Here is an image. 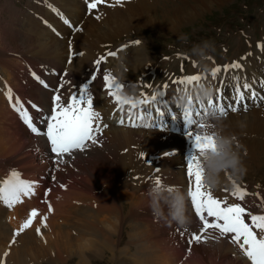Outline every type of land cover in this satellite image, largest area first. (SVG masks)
I'll return each mask as SVG.
<instances>
[{
	"label": "rangeland",
	"instance_id": "1",
	"mask_svg": "<svg viewBox=\"0 0 264 264\" xmlns=\"http://www.w3.org/2000/svg\"><path fill=\"white\" fill-rule=\"evenodd\" d=\"M35 1H37V0H0V26L2 27V32L0 34H1L2 38L4 39V41H2V42H5L3 44V47L2 48L0 47V57H1L0 60H3L5 58V60L8 61V58L12 54H15V53H17V56H20L23 59H30L33 57V55H32L33 52L31 50H29L26 46V44H28L27 41L25 40L26 37H23L24 34L27 35L30 33V28H31L30 24L31 23H37V21L39 20L38 24H40L42 30H45V32H42V30L37 32L36 38H38V39L41 38V42L43 39V41H45L43 43H48L50 41V36H53L54 38L65 43L68 46L69 43L71 42L70 40L73 39L75 32H77L76 29L77 28L79 29V27H81L83 25L84 19L86 17H88V15H90V17L92 19L94 17L92 14L87 15L84 11L86 17H83V20H81L79 22V19H75L74 16H73V18H68V17H70L69 14L65 15L64 13H62L58 10H57V12L52 11L53 8L57 9L54 7L55 5L52 3L56 0H52V2L51 1L49 2V0H45V3H36ZM78 1H80V2H78ZM191 1L192 0H146L145 1L147 4H149L152 7L153 20H155V21L154 22L152 21V23L149 25H141V26L137 27L134 31L123 33V36L121 38L119 37L120 39L117 41V42H119L120 40H122L121 41L122 44H124L127 47L123 53H120L118 55V58H123V60H124L126 79L136 81V79H137L136 77L141 75L140 74V72H141L140 68L136 71V69L132 67L134 65L133 63H135L134 57H136V55L138 54V55H140L142 62L145 59H149V60H147V65H150L151 68L154 69L155 75H157V78L161 79L160 81H162V82L168 81V84L171 85L173 83V81L180 79L185 74L186 69H189L190 67H192L193 60L195 61L194 64L197 63L196 58L192 57L189 54V50L194 44L200 43L203 40L213 41L215 44V51L212 54L213 57H216L217 60L224 61L226 58L238 55L242 51H244L245 49L243 47L246 48L248 41L252 42L253 46L255 45V42L252 41V39H253L252 36H254V40H257L259 35L258 36L255 35V31H254V27H253L254 23L257 22L260 25V32L261 33L264 31V0H224L220 4L213 3L208 9L201 10L200 12H198L196 10L191 11L190 8H194L192 6ZM196 1L198 2L197 5H199V3L201 1H204V0H196ZM76 2L81 3L82 6H84V7H87V5L83 4V2H81V0H76ZM114 2H115V5L112 7V4ZM129 3L131 4V6H135V5L137 6L138 4H140V0H121L120 3H116V0H105V3L99 4L97 6V8H95L91 11L93 12L94 10H98L100 7L105 6L104 7L105 12H117V13L121 12L122 13L125 11V8ZM43 5L44 6L46 5V7L51 6V9L48 10ZM34 8H36L38 10H36ZM178 8L183 9L184 12L187 11L188 14L186 13V14L180 16V21L175 22V18L180 14ZM175 9H176V11H175ZM32 11L35 12V14H36L34 17L31 14ZM41 12H43V13H41ZM87 12H88V10H87ZM170 12L174 13L173 17H171L172 14ZM51 13L52 14L54 13L53 14L54 18L53 19H45L44 16L47 14H51ZM56 13H58V14H56ZM61 14L63 15L64 19H67L70 22V24L72 26H74L73 32H71L67 27L62 26L63 20L61 22L58 20V18L61 16ZM99 15H102V14H99ZM37 16H40V18ZM32 17L35 18V20H36L35 22H30V18H32ZM97 17H95L94 20L97 21V23L102 22V18L99 17V19H97ZM133 17H134L133 19H135V16H133ZM136 17H138L139 22L143 23V21H145V19L143 18L142 15L136 16ZM43 18H44V21H42ZM51 20H54V21H51ZM169 23H173V26L175 24L176 27L174 26L175 28L174 27L170 28ZM247 25H250L249 28L247 27ZM51 26H54L53 28H55L56 32L59 31V35H63L64 37L60 38L58 36H55L54 32L50 31ZM93 26H92V24H90V25H87L86 28L89 27V29H92ZM126 26H127V23L124 20H121V22H118L115 29H114L115 30L114 35H117L116 33L119 34L120 31H118V30H121V29L125 28ZM164 26L166 27V30H165ZM62 27H63V29H62ZM97 28L101 30L100 32H102V31H105L107 28L112 30V25H109V27H108V26H104V24H99V25H97ZM92 30H94V28ZM68 32L72 33L71 37L67 36ZM111 32H114V31H111ZM128 33L133 35V38L130 37L128 35ZM48 35H50V36H48ZM114 35L112 36V38L115 37ZM182 35L186 36L188 38L187 43H182L179 40V37ZM255 37H257V38H255ZM135 38H137V40L140 41V44L136 45V47L133 46V41ZM116 39H118V38L113 39V41H115ZM117 42H115V43H117ZM35 44H37V43H35ZM102 48H104V47H102ZM68 50H71V49L68 48ZM68 50H65V49L63 50L64 51L63 57H62V59L64 58L63 62L67 61V55L69 53ZM107 50H113V48H109V46H108V49L104 50V53H106L105 51H107ZM262 50L264 51V47L262 48ZM71 51H73V50H71ZM73 53H74V56L77 54L74 51H73ZM35 56L38 57L36 54H35ZM74 56H73V58H74ZM39 57H41V56H39ZM21 58H20V61L22 60ZM30 60H32V59H30ZM70 61L72 62L73 59ZM70 61L67 64L71 63ZM230 61L231 60L222 62L220 64V66H223V64L228 63ZM210 62H211V59H209L208 63H210ZM248 63H249V61H248ZM33 64H34V62H30V61H26V63L21 64L22 70H20V74L22 77V81H21L20 85L24 86L21 89L25 92L26 97L23 96L22 94H20L21 96L17 94V96L19 97V99L22 100L21 103L32 114H35V110L33 109L32 105H30V102L32 103L31 97L32 96L34 97V95H32L30 93L34 92L36 94V91L43 92V94L41 96H43V98L45 97L44 99H46V97H48V95H50L52 92V89H50V88L54 89V87L51 85V83H50V88L49 87H47V88L42 87L40 85L39 80H37L36 78H33V75H34V71L32 69ZM25 66L28 67L29 70H27V68L25 69ZM41 66H42V69L40 68ZM209 67L213 68L214 65L211 64V65H209ZM37 68H39V70L41 69V72H43V70H49L51 68L56 70V67L52 63H48L45 67H43V62H41V64L37 63ZM12 69L14 70L13 66H12ZM144 69H146V65H145ZM148 69H150V68H148ZM62 70H65V72L67 73V67L64 66L63 69L60 70V72ZM176 70H181V72L178 75H174L173 73ZM210 70H212V69H208L207 71H205V70L200 71V70H195V68H191V69H189V72L187 73V75H192L193 74L192 72H198L197 74H204L205 76H208V74L210 73ZM86 71L88 72V69ZM41 72H39V73H41ZM227 74L230 76H232V75L233 76H240L241 78L247 76V77H245V79L247 80L248 77H251L252 71L250 70L248 64L245 63L244 68L237 69V70H235L231 73H227ZM13 75L16 76V75H18V73L14 70ZM225 75H226L225 73H221L220 76H218V78L223 77ZM15 76H14L13 80L17 83ZM154 77H153V81L151 84L157 85L159 81L154 80ZM208 79H211L210 76H208ZM11 80L12 79L9 75H7V72L3 71L0 68V81H1L0 82V102L5 101L6 110L11 111L16 116V118H19L18 121H21L23 124H21L20 122L19 123L21 125H23L24 127H26V129H28L27 126L24 124L23 120L20 118L19 113H17L12 106L16 99H12V101L10 102L9 99L6 97L7 92H5L6 91L5 88H6V85L8 84V82H11ZM48 80L50 82H53V83L55 81L54 77H49ZM246 82H248V81H246ZM248 83L251 84L250 81ZM35 86H37V88H39V89L37 90V88H35ZM181 86L182 85H177L175 87V89L176 90L178 88L180 89ZM145 88L146 87L140 88L139 86H137V89H145ZM252 90L256 91V88H252ZM12 92L14 94H16V92L14 91V87H12ZM166 94L168 96H171V97L173 96V93H171V91L167 92ZM70 95H72V92ZM84 96H85V99H90L91 101H93V97L90 96V92L88 90L85 91ZM28 97L31 99H28ZM36 97L38 98L39 96L37 95L34 98H36ZM1 99H4V100L1 101ZM25 101H27V102H25ZM40 102H41V100H40ZM40 102H39V107L42 106ZM96 102L99 103L100 105L103 104V101L100 102V101L96 100ZM228 102H230V101L229 100L225 101V103H228ZM49 103H50V96H49ZM32 104L38 105V103H36V102H33ZM0 105L2 106L1 103H0ZM252 106L253 107H249L247 111H245L243 109V107H241L239 111L229 112V114H235V113H241V112L244 114H248L249 112L254 110L253 113L254 112L261 113L259 116V119H257V121H255L254 124L260 123L264 127V106L262 104L260 106H256V107L254 105H252ZM4 119H5L4 113L1 112L0 113V132L3 130L2 128L4 127V121H3ZM144 119L147 120V123H150L152 118L145 117ZM151 123H152L151 128H145V127L131 128L130 126H124L123 129L124 128L125 129L131 128L133 130L136 129L139 131H144V130L145 131L151 130L153 132L157 131L161 134L162 138L165 136L163 138L165 140H166V138L169 139L168 135H172V136L175 135V134L167 132L166 130H158V129H160V127H156L155 119H154V122L152 121ZM113 125H116V124H113ZM153 126H155L156 128H154ZM27 132L29 134V129ZM243 133H242V135H243L242 140H246V142H248L247 145H244V144L242 145L243 141H240L236 138H235V145H236L237 150L240 153L242 161H243V163L247 169V172H246L245 176L243 177V180L241 182L237 183V185H240L241 187L246 188V190L249 193V195L246 196L247 199L250 196L251 190H257V192H258L257 187H260L261 192H262V196L264 198V149H263L264 148V146H263L264 138L255 137V136L250 137L245 132H243ZM42 136H41V140H40V138L37 137V139L40 140V141H37L36 137H33V133L30 134V137L32 139L29 137V135H26V137L24 139V143L19 144V145H21V146H19L21 148V150L17 146L18 149L16 148V150H15L16 152L14 151L15 155H13L11 151H10L12 154V155L10 154L11 157H6L5 155H0V158H1L0 159V171H6V174H5L6 179L8 178V176H10L11 172L13 170H15V171L20 173V176L28 178L29 181H35L36 174L40 172V170H38L39 166L41 169H42V167H44L46 169H47V167L48 168L50 167L47 164V162L49 164H50V162L47 161L46 158H44L45 155L48 156V154L41 147V143L43 140ZM179 138L182 140V137H179ZM28 140H29V142H27ZM32 141H33V143H32ZM167 141L168 140H166V147H167V143H168ZM35 142L38 145L32 147L33 145L31 146V144H35ZM160 142H161V140H160ZM255 143H262L261 144L262 146H260V149H259V147L257 148L255 146ZM39 144H40L41 148H39ZM251 144H253L255 151H256V156L253 158L247 157V154H246L247 148H250ZM101 145H103L101 142H99V144H94L91 148L93 150L90 149L88 152L83 153V155L85 154L84 159H82V158H76V160L73 159L72 165L67 166V168L65 170L71 171L73 168L76 167L77 170L72 173L73 182L80 181V182H83L85 185L88 184L89 185L88 189L91 191L92 194L96 195L98 193L97 195H99L98 197H100L102 195L105 196V193H106V197H103V196H102V198L100 197L98 203L97 202L94 203L93 201L89 202V203L88 202L83 203V201H81L79 203V204H81V206H79V207L74 206L75 208H78L80 210L77 209L78 211H75L71 207L69 209V213L67 211L68 215L63 216L64 218H59L58 216H52V214H51V216H49L47 219H51V220H53V222L52 221L49 222V220L48 221L45 220V225L41 226L39 228V232H37L36 229H34V224L31 225L30 227L24 229L23 231L19 232V230L21 228V222L23 221V218L25 216V210L29 204V201L27 203V200H25L24 201L25 203H23V205H21V206L15 207L13 205L14 203L11 206H9V213L10 214L14 213L16 215L14 218L10 219L9 223H4L3 221H1L2 220L1 214H3V212H5L6 210L0 206V254L6 246H9L10 253H9L8 258L10 260H12L14 264H18V263L22 264L26 260L37 262V261H41L42 258L47 260V263H44V264H79V263H82L83 262L82 259H80L79 257L73 256V255L69 254V252H68V251H70V249H71V251L75 250V248H76L75 245H77L76 242L73 244L72 243L67 244L65 242L63 236H62V238H55L54 233H57V227H56L57 224H59L61 226L63 225L61 227V231L66 233V236H67L66 238H70V236L74 237L75 236L74 233H76L78 231L84 232L82 242H79L81 245L82 244L88 245V244H93L96 242H97V244H100L101 240L103 239V237H101L100 234L102 231L106 230L105 225H102L101 222L103 220L110 219L108 217V214L106 213L107 203L105 201L106 200L105 198H107L108 201L116 199L118 197V193H119V189H120L119 187L122 185L128 186V188H129V189L127 188V190L121 189L123 193H134V191L135 192L138 191L143 185H145V184L149 185V184L153 183V182L146 183L144 181V178H142V176L146 177L150 174H148V175L143 174L145 171L137 173L136 171H134L133 166L125 167V169L128 168V172H133V173L129 174V176H130L129 179L125 178L123 176L117 177V174L113 171L114 166H115V161H116L114 154L112 153V151L110 149H105ZM29 146H31L32 149ZM35 147H37V148H35ZM186 147L188 150L182 149V148H184V146L182 145L180 148V151H179V155H181L180 157L182 159L181 162L185 163V164L183 163V165H185L183 167V171H184L183 175L185 176V183L182 185H178V187L187 192L188 188H189V178L187 176V162H188V158L190 157L189 156L190 151L195 150V147L192 146L191 144H190V146L186 145ZM14 149H15V147H14ZM40 149L42 150V154H39V152L41 151ZM142 149L144 151L147 150V148L145 149L143 147H142ZM183 150L186 152L185 154L183 153ZM252 150H254V149H252ZM124 151H126V150H124ZM172 151H175V150H172ZM147 152H149V153H146L144 155H141V154H130V155H131L134 163H138V162L139 163L140 162L147 163V164H149L148 168H151V166H160L162 158H164L163 154L161 155L160 153H156V152L152 151L150 148H149V151H147ZM168 153H171V152H168ZM33 154L35 156H33ZM19 155H21V156H19ZM31 156H32V158L33 157L34 158L32 159ZM119 156H121V155H119ZM29 159H31V160H29ZM19 160H20V162H19ZM26 160H27V162H25ZM22 162H23V164H22ZM40 163H41V165H40ZM42 163L45 164L47 167L44 166ZM158 163H159V165H158ZM20 164H22V165H20ZM37 167H38V169H37ZM32 168H34V169L32 170ZM159 168L160 169H159L158 173H156V174H158V178L162 177L161 179L163 181V184L167 183L166 185L170 186V182L169 181L167 182L168 179L164 177V175H165L164 168L161 166ZM153 169H150V170H153ZM88 171H89L91 176L88 174ZM29 172H31V173H29ZM93 173H97V178H98L97 181L99 180L101 182V184H93V182H94L93 180H95V178L92 177ZM132 176L137 177V179L139 180V184H135L134 180L131 179ZM23 177H21V179L24 180ZM84 177H86V178L89 177L88 182L84 180ZM29 178H31V179H29ZM186 178H187L188 183L186 181ZM90 180H91V182H90ZM91 183L93 185H91ZM102 184H103V186H102ZM148 185H145L146 186L145 188L149 187ZM75 186H79V185L78 184H72V182H71L68 185L63 186V188H60V186H59L56 188V190H53L52 192H50V193H53L55 195L52 197L54 199V201L52 203L55 205L59 204L61 201L63 203H65V199H62V197L64 195V191L69 187H75ZM81 187L83 189H86L87 186H85V187L81 186ZM225 189H227V191H225ZM67 190H69V189H67ZM146 190H140V192L136 194V196L140 197V198H137V199H139V206H137V209L134 210L135 213L140 215V216L137 215L138 219H137V217L129 215V206L130 205L127 202L123 201L122 202L123 204H122V203H119V199L117 200L118 204H122V210L124 211V214L120 212L122 215V218L120 216H118L117 214L114 215L115 217H118V219L120 220V223L117 224V223H114L111 221L117 230L116 231L114 230V232H113V229H112V233L110 234L111 237L107 236V238H109L111 240V244H113L112 242L116 243V246H115V243L113 246V253L118 252V250L122 251V249L123 250L125 249L127 251V254L124 257H127V259H129L132 264H175L176 261L180 260L179 251L183 250L184 244L185 245H188V244H186L183 240H180L179 242H181L183 245H181L182 249L178 250L177 247H181V246H175V245L169 244V243L173 242L171 240L170 236L172 234H177L178 236H180V237L183 236V238H185V236L183 234L188 235L190 232L189 228H195L197 230L198 227L196 228V225H194V224L192 225V223L189 226V228L188 227L187 228H181L175 224H171L168 227V225L165 224L163 221L157 220L155 218H154L155 220H153V218H151L152 213L151 214L149 213L151 211L148 212V215H149L148 218L149 219L143 220V217H141V215L143 216V213H145V215H147V211H145V210L146 209L149 210V207L147 205L148 199L145 195ZM232 190H233V185L231 184V181L229 180L226 182V184L222 188L215 190V191H213V190H211V191L213 192L215 197L221 198V199L227 198L229 203H235V199L231 198ZM259 196H261V194H259L258 197ZM71 197H73V196H71ZM250 198H251V196H250ZM255 198H257V197H255ZM144 199H146L147 201ZM0 203H2L1 205H3L4 201L0 200ZM245 204H248L250 206L252 205L249 202H247ZM49 205H51V203H49ZM49 205H48V208H49ZM83 205H84V207H83ZM99 205L101 206V209L99 208ZM189 207H190V213H194V209H192L191 200H190ZM51 208H52V206H51ZM253 208H256V209L258 208L257 199H256V202H254V204H253ZM55 210H58V209L54 206L53 211H55ZM82 210L85 211V215H80ZM127 210H128V212H127ZM258 210L262 211L261 214H264V209L258 208ZM12 211H13V213H11ZM120 211H121V209H120ZM51 212H52V210H51ZM77 212H79V213H77ZM67 213H64V214L66 215ZM196 222H197V220H196ZM47 223H49L48 226H50V227L46 226ZM55 223H57V224L54 225ZM88 223L89 224L91 223V225L89 226ZM135 223H137L136 224L137 226L135 225ZM150 223H154L156 225L152 226ZM99 225L100 226L102 225L101 227L103 230L101 228H99L100 227ZM197 225H199L198 222H197ZM53 226H55V229ZM46 227H48V228H46ZM158 227H161V228L163 227V233L166 235L168 234V236H164L163 238H161L162 235L160 234V231L157 229ZM164 227L167 228V229L165 228L167 233L165 232ZM200 227H199L198 231L200 230ZM14 229H16L17 231H15ZM140 229L143 230V233H142V230H140ZM48 230L50 231V233ZM99 230H100V232H98ZM145 230H147L152 235V236L151 235L150 236H151L153 241H156L155 242L156 244H154L153 242H150L151 249L146 250L144 248L143 251H141V248H139L138 245H140V246L144 245L145 246L144 241L146 240V237L148 236L147 235L144 238ZM93 232H97L96 237L91 236V235H93ZM213 232H216V231L210 230L211 234ZM138 234H141V235L139 236ZM68 235H69V237H68ZM189 235L186 237L189 238ZM217 236L219 237V235H215V234L212 235V237H217ZM98 237H100V238H98ZM55 239H57V240L55 241ZM220 240H221V242H220ZM94 241H96V242H94ZM217 241H216V239L210 238L207 241H205L204 243H191V246H193L194 248L189 250L193 253L190 256V258H188V260L190 262H193V260L194 261L198 260V261H195V263L197 262V264H201L200 259L202 258V256H199L201 253H198L196 250L197 248H195V245H198V247L201 249V251L204 249V251H208L210 254H215L214 255L215 256L214 257L215 262L220 260L222 264H235L237 262V261L236 262L234 261L236 249H235V247L233 249H230V247L231 246L233 247L234 245L230 241H228L226 239V237H220L219 240H217ZM49 242H51V243H49ZM8 243H10V244L7 245ZM14 243H15V245H13ZM16 243H17V245H16ZM48 243L50 244L49 248L47 247ZM54 243L59 244L60 247L62 248L61 249L62 251H63V247L64 248L66 247L65 252H67L69 255L66 254V256H65V254H64V256L62 257L63 259L56 260L57 254L53 250V248H55ZM220 243H221V245H220ZM38 244H40V245H38ZM69 245H70V247H69ZM108 245H109V243H108ZM155 245H157V246H155ZM130 246H132V249H131L132 252H130ZM135 246L138 248V252L133 253V249L135 248ZM202 247H203V249H202ZM166 248H171L172 250H167ZM115 249H117V251H115ZM163 249H164V251H163ZM90 254L95 256V257L90 258V262H89L90 264H118V262L116 261L117 259L113 258L111 253L108 251L104 250V252H98L97 254L92 251V252H90ZM12 255H13V257L14 256L15 257L13 258ZM116 256H118V255H116ZM240 256H242V255H240ZM107 257H108V260L110 259L109 261L107 260ZM211 259L212 258H206L204 264H213V259L212 260ZM228 259H230V260H228ZM243 259H244V257H243ZM15 260H17V261H15ZM182 263L185 264L186 262L185 261L184 262H178V264H182Z\"/></svg>",
	"mask_w": 264,
	"mask_h": 264
},
{
	"label": "bare ground",
	"instance_id": "2",
	"mask_svg": "<svg viewBox=\"0 0 264 264\" xmlns=\"http://www.w3.org/2000/svg\"><path fill=\"white\" fill-rule=\"evenodd\" d=\"M50 1L52 2V0H49V2ZM145 1L146 0H140V4H138L137 6L136 5L135 6H131V4L129 3L126 6L125 11L122 12V13L121 12L120 13H117V12H105V8H104L105 6L104 7H100L98 10H94L93 12L91 11V14L94 16L93 19L90 17V15H88V17L85 16V13H84L85 7L82 6L81 3H78L80 1L76 2V0H56V1L52 2L55 5L54 7L57 8L56 12L58 10V11L64 13L65 15L69 14L70 17H68V18H73V16H74L75 19H79V22H80L81 20H83V17H86L84 19V21H83V25L81 27H79L80 31L75 32V35H74L73 39L70 40L71 42L69 43L68 46L65 43L57 40L56 38H54L53 36H50V35H48V36H50V41L48 43H43V42H45V41H43V39H42V42H41V38H39L40 40L38 38H36L37 32L42 30L40 24H38L39 20L37 21V23H31L30 24L31 25L30 33L25 35L24 34L25 32H24L23 33L24 34L23 37H26L25 40L27 41L28 44H26V43L25 44H26L27 48L33 52V54L31 53L33 55V57L30 58L32 60L23 59L20 56H17V53H15V52H14L15 54H12L8 58V61L5 60V58L3 60H0V62H1L0 63V68L3 71L7 72V75H9L11 77V79H12L11 82H8V84L6 85V88H5L6 91L5 92H8L9 88L12 90V87H14V91L16 92V94H14L12 92L13 99L19 98L17 96V94L18 95L22 94L23 96L26 97L25 92L21 89L24 86L20 85L21 81H22V77H21V74H20V70H22V65L21 64L26 63V61L34 62V64L32 65L33 66L32 69L34 71V74H39L40 70H39V68H37V63L41 64V62H43V67H45L48 63H52L56 67V70L60 71L61 69H63L64 63H65V62H63L64 58L62 59L63 53H64L63 50L64 49L68 50V48H70L71 50H73L77 54L74 56L73 61L72 62L70 61L71 63L65 65V67H67V72H69V73L71 72L73 74V76H72L74 78L73 80H75L76 82H78L81 79H85L87 77V74H88V72L86 71L88 69L87 67L91 63H93L101 54L106 56V53H104L103 48H102V47H105V46H103L104 44L113 42V39L121 37L120 35L123 34V33L134 31L137 27H139L141 25H149V24L152 23V21L153 22L155 21V20H153L152 7L149 4H147ZM223 1L224 0H217V1L216 0H204V1H201L199 3V5H197L198 2L196 0H192L191 3H192V6L194 8H190V9H191V11L196 10V11L200 12L201 10L208 9L213 3L220 4ZM35 2L36 3H45V0H37ZM34 9H36V8H34ZM53 9H52V11H53ZM36 10H38V9H36ZM178 10H179L180 14L175 18V22L180 21V16H182V15L187 13V11L184 12L183 9H179L178 8ZM175 11H176V9H175ZM41 13H43V12H41ZM170 13L172 14L171 17H173L174 13L173 12H170ZM31 14H32L33 17L36 15L35 12H33V11H32ZM53 14L52 13L51 14H47L44 17H45V19H53L54 18ZM56 14H58V13H56ZM99 14H102V15H99ZM141 15L143 16V18L145 19L146 22L145 21H143V23L139 22V19L136 16H141ZM97 16L102 18V22L97 23V21L94 20V18L97 17ZM133 16H135V19H133L134 18ZM37 17L40 18V16H37ZM32 18H30V22H35L36 21L35 18H33V19ZM121 20H124L127 23V26L125 28L121 29V30H118V31H120L119 34L116 33L117 35H114V33H115L114 29H115L117 23L121 22ZM42 21H44V18L42 19ZM51 21H54V20H51ZM90 24H92V26L94 25L93 26L94 30H92L93 28L92 29H89V27L86 28V26L90 25ZM99 24H104V26H108V27H109V25H112V30L107 28L105 31L100 32L101 30L97 28V25H99ZM174 26H175V24H174ZM174 26H173V23H169V27L170 28H173ZM164 28L166 30L165 26H164ZM62 29H63V27H62ZM111 31H114V32H111ZM1 32H2V27L0 28V33ZM42 32H45V30H42ZM113 35L115 36L114 38H112ZM2 41H4V39L2 38V36L0 34V47L1 48L3 47V44L5 43V42H2ZM35 43H37V44H35ZM35 54L38 57H36ZM39 56H41V57H39ZM19 57L22 59L21 61H20ZM134 58H135V63H133L131 61L134 64L132 67L135 68L136 71L140 67H143V69H144L145 65L142 64L140 55L137 54L136 57H134ZM232 62H239V61L234 58L233 61H230V62L225 63V64H230ZM225 64H223V65H225ZM12 66H13L14 70L18 73V75H16V76L13 75V71L14 70L12 69ZM218 66H220V65H218ZM26 68H27V70H29L28 67L25 66V69ZM210 72H211V70H210ZM192 73L193 74H197L198 72H192ZM14 76H15V79H16L17 83L13 80ZM184 76H186V75H184ZM123 83L126 84L127 82L124 80ZM47 84H48V87L50 88V82H48ZM35 88H37V86H35ZM38 89L39 88H37V90ZM50 89H52V91L54 90L53 88H50ZM86 90H87V88L84 89L83 94H82V92H77V93H74V95L76 96L77 99H82V102H83L85 100L84 93H85ZM88 91L90 92V96L93 97V101H94V92L91 91V90H88ZM38 92L39 91H36V94L34 92L30 93V94L34 95V97L37 96V95L39 96L38 98L37 97L34 98L32 96L31 97L32 98V103L33 102L38 103V105H36L37 108L39 107L40 100H41L40 103H41L42 106L49 105L50 104L49 103V96L50 95H48V97H46V99H44L45 97L43 98V96H41L43 94V92H39V93ZM31 98L28 97V99H31ZM3 100L4 99H1V101H3ZM19 100L22 101L21 99H19ZM15 101H14V103H15ZM0 103L3 106L2 107L0 105V113L3 112L4 116H5V119L3 120L4 121V127L2 128L3 130L0 132V155H5L6 157H11L10 156L11 152H12L13 155H15L16 148L18 149V147L21 146L19 144H21V143L23 144L24 143V139H25L26 135H29V137H30L31 131L29 130V134H28V132H27L28 129H26V127H24L23 125H21L19 123V121H18L19 118H16V116L11 111H7L6 110L5 101L4 102H0ZM32 103L30 102V105H33ZM104 104H105V101H103V104H101V106L104 105ZM37 108H33V109L36 111ZM253 111L249 112L248 114H244L242 112L241 113H235V114H229L226 117H223L220 122L211 121L210 123L213 125V128L210 129V130L219 129V130H221L223 132L224 135H229V136H232V137H234V138H236V139H238L240 141H243L242 145L243 144L247 145V143H248V142H246V140H242V138H243L242 133L243 132H245L250 137L251 136H255V137L264 138V127L260 123L254 124V122L257 121V119H259V116H260L261 113H259V112H254L253 113ZM153 122H154V119H153ZM124 126L125 125H111V127L108 130H106L104 132V134L98 136V142H101L103 144L101 146L104 147L105 149H110L112 151V153L114 154V157H115L116 161H115V166H114L113 171L117 174V177L118 176H121V177L123 176L125 178H128L129 174L133 173V172H128V168L125 169V167L133 166L134 171H136L137 173L145 171L143 174H145V175L150 174V175H148L146 177L142 176V178H144V181L146 183H148V182L150 183V182H153L152 181L153 177L158 178V174H156V173H158V171L160 169L159 167L161 166L165 170L164 171L165 172L164 177L168 179L167 182L168 181L170 182V186L178 187V185H182V184L185 183V176L183 175L184 174L183 167L185 165H183L184 162H181V160H182L181 157H180L181 155H179V151H180L181 146L183 145V141L177 135H173V136L172 135H168L169 139L166 138V140H168L167 141L168 142L167 143V147H166V140L163 139L165 136L162 138V136H161V134L159 132H157V131L153 132L151 130L150 131H145V130L144 131H139V130H136V129L133 130L131 128H127V129L124 128L123 129ZM33 137H36V139L38 137L41 140V136L40 135L38 136L36 134H33ZM40 140L37 139V141H40ZM160 140H161V142H160ZM27 142H29V140ZM263 142H264V140H263ZM32 143H33V141H32ZM189 143L191 145H194L193 140L191 139V137L189 139ZM190 144H189V146H190ZM261 144L262 143H255V146L257 148L259 147V149H260V146H262ZM31 146H29V147L32 149V147H34V146H32V147ZM263 146H264V144H263ZM14 147H15V149H14ZM142 147L145 148V149L147 148V150L144 151L142 149ZM35 148H37V147H35ZM39 148H41L40 144H39ZM91 148H92V146L90 148H88V149L86 148L84 150L85 153L88 152ZM149 148L152 151L156 152V153H160L161 155L163 154L164 158H162L160 166H151V168H148L149 164H147V163H142V162L134 163V161H133V159H132L130 154H141V155H144L146 153H149V152H147V151H149ZM250 148H247L246 154H247V157L253 158V157L256 156V151H255V148H254L253 144L250 145ZM19 149L21 150L20 147H19ZM252 149H254V150H252ZM124 150H126V151H124ZM172 150H175V151H172ZM44 151H45V149H44ZM168 152H171V153H168ZM196 152H197L196 149L195 150H191L189 156H192ZM39 154H42V150L39 152ZM119 155H121V156H119ZM19 156H21V155H19ZM33 156H35V155L33 154ZM31 158H32V156H31ZM77 158L84 159L85 158V154L83 155V153H79L77 155ZM29 160H31V159H29ZM19 162H20V160H19ZM23 162H22V164H23ZM25 162H27V160ZM22 164H20V165H22ZM47 164L50 166V164L48 162H47ZM40 165H41V163H40ZM43 165L46 166L45 164H43ZM158 165H159V163H158ZM33 169L34 168H32V170ZM37 169H38V167H37ZM150 169H153V170H150ZM38 170L41 171L40 166H39ZM29 173H31V172H29ZM5 174H6V171H0V181H2L3 179L6 178ZM88 174L90 175L89 171H88ZM20 177H23V176H20ZM92 177L95 178V180H93L94 181L93 184H101V182L99 180L97 181V179H98L97 178V173H93ZM23 178H24V180L29 181L28 178H25V177H23ZM88 178L84 177V180L88 182V180H89ZM29 179H31V178H29ZM186 181H187V178H186ZM90 182H91V180H90ZM187 183H188V181H187ZM72 184H78L79 186L69 187V188H67L69 190L66 189L64 191V195H63L62 199H65V203H63L61 201L59 204H56V205L53 204L52 202L54 201V199L52 197L55 196V195L53 193H51V198L49 200V203H51V206H52V212H51L52 216H58L59 218H64L63 216H67L68 215L69 209L71 207L75 211L80 210V209L75 208V207L76 206H78V207L81 206V204H79L81 201H83V203L84 202H88L89 203V202H92V201L94 203H96V202L98 203L100 197L101 198H102V196L106 197V193H105V196L102 195L100 197H98L99 196V195H97L98 193L96 195L92 194L91 191L88 189L89 185L88 184L85 185L83 182L77 181V182H72ZM93 184L91 183V185H93ZM145 185H148V184H145ZM145 185H143L138 191H136V192L134 191V193H123L122 190L123 189L127 190L128 186L122 185V186L119 187L120 189H119L118 197L116 199L108 201L107 198H105L106 199L105 201L107 203V211H106V213L108 214V217L110 219H107V220H103L102 219L103 221L102 222L100 221L102 223V225H105V227H106V230L102 231L101 234H100V236L103 237V239L101 240L100 244H97V242L94 241L96 243L88 244V245H83V244L81 245L79 242H82L83 233H84V232H81V231H78V232L74 233V235H75L74 237L70 236V238H66L67 237L66 233L61 231V227L63 225L61 226V225H59L57 223L54 224V225L57 224L56 225L57 233H54L55 234V238H62V236H63V238H64V240H65V242L67 244H70V243L73 244V243L76 242L77 245H75L76 246L75 250L71 251V249H70V251H68V252H69V254H71L73 256H76V257H79L80 259L83 260V262L79 263V264H90L89 263L90 262V258L91 257H95L94 255L90 254V252L93 251V252H95L97 254L98 252H104V250L110 252L112 257L117 259V260L116 259L115 260L118 262V264H132L131 261L129 259H127V257H124L127 254V251L125 249L124 250L122 249V251L118 250V252H114L113 253V246H114L115 242H112L113 244H111V240L109 238H107V236L111 237L110 234L112 233V229H113V232H114V230L115 231L117 230L114 227L112 222L117 223V224L120 223V220L118 219V217H115L114 215L117 214L118 216H120L122 218L121 213L124 214V211L122 210V204H123L122 202L123 201L127 202L130 205L129 206V215L137 217V219H138V216H140V215L135 213L134 210H136L137 206H139V199H137V198H140V197L136 196V194L139 193L140 190H146L148 187L145 188L146 187ZM81 186H84V187L87 186V187H86V189H83ZM102 186H103V184H102ZM60 188H63L62 185L60 186ZM257 193H258L257 190H251L250 191V196L251 197L252 196L256 197ZM71 196H73V197H71ZM250 196H249V198H250ZM118 199H119V203H122V204H118L117 203ZM144 200H146V199H144ZM189 200H190V198H189ZM238 202H240V201H238L235 198V203H238ZM27 203H28V201H27ZM34 203L35 202H33V201H31V202L29 201L28 206L32 205ZM54 206L58 210L53 211V207ZM83 207H84V205H83ZM99 208L101 209L100 205H99ZM120 209H121V211H120ZM192 209H193V207H192ZM67 211H68V213H67ZM145 211H147V215H145V213H143V216L141 215V217H143V220L149 219L148 218V216H149L148 212L150 211V209L149 210L146 209ZM127 212H128V210H127ZM64 213H67V214L65 215ZM77 213H79V212H77ZM149 213H151V212H149ZM189 213H190V207H189ZM80 215H85V211L82 210ZM190 215L192 217V225L193 224L196 225V228H197L198 225H197V222L195 220V217H194L193 213H190ZM48 220H49V222H51V221L53 222V220H51V219H47V221ZM153 220H155V219H153ZM136 224L137 223H135V225ZM150 224L152 226L156 225L154 223H150ZM48 225H49V223H47L46 226H48ZM88 225L90 226L91 223L90 224L88 223ZM101 226L99 228L102 229ZM48 227H50V226H48ZM48 227H46V228H48ZM53 227L55 229V226H53ZM140 230H142V229H140ZM98 232H100V230ZM49 233H50V231H49ZM96 233L97 232H93V235H91V236H93V237L95 236L96 237ZM142 233H143V230H142ZM213 234L219 235L217 232H213L212 235ZM138 235L140 236L141 234H138ZM150 235L151 234L147 230H145L144 238L147 236L146 240L144 241L145 246L144 245L143 246L138 245L139 248H141V251H143L144 248L146 250H150L151 249L150 242H153L154 244H156L155 243L156 241H153L152 238H151L152 235L151 236ZM68 237H69V235H68ZM98 238H100V237H98ZM56 240L57 239H55V241ZM207 240H204L201 243H204ZM51 242H49V243H51ZM220 242H221V240H220ZM49 243L47 244L48 248L50 247ZM108 243H109V245H108ZM9 244L10 243H8L7 245H9ZM13 245H15V243ZM16 245H17V243H16ZM38 245H40V244H38ZM189 245H190L191 249L194 248L193 246H191V243H189ZM220 245H221V243H220ZM115 246H116V243H115ZM155 246H157V245H155ZM54 247L55 248H53V250L57 254L56 255V260H61V259H63L62 257L64 256V254H65V256H66V254H68L67 252H65V248L66 247L65 248L63 247V251L61 250L62 248L60 247L59 244H55ZM69 247H70V245H69ZM177 248H178V250H181L182 246L181 247H177ZM195 248H197L196 250H197L198 253H201L199 255V256H202V258L200 259L201 260L200 261L201 264H204L206 258H212L213 259V264H222L220 260L215 262V259H214V257H215L214 255L215 254H210L208 251H204L203 247H202L203 250L201 251V249L198 247V245H195ZM233 248H234V246L230 247V249H233ZM166 249L167 250H172L171 248H166ZM183 250H184V245H183ZM115 251H117V249H115ZM163 251H164V249H163ZM116 255H118V256H116ZM12 257H13V255H12ZM107 260H108V257H107ZM228 260H230V259H228ZM15 261H17V260H15ZM195 261H198V260H195ZM195 261L193 260V262H190L188 259H186L185 260V262H186L185 264H194ZM234 261L238 262V263L236 262L235 264H251L249 262H246L243 259V257L240 256L237 253V251L235 252V260ZM178 262L179 261H176L175 264H178ZM182 264H184V263H182ZM195 264H197V262Z\"/></svg>",
	"mask_w": 264,
	"mask_h": 264
},
{
	"label": "snow or ice",
	"instance_id": "3",
	"mask_svg": "<svg viewBox=\"0 0 264 264\" xmlns=\"http://www.w3.org/2000/svg\"><path fill=\"white\" fill-rule=\"evenodd\" d=\"M120 2L121 0H116V3ZM103 3H105V0H90L87 7L91 11ZM53 11H56V9H53ZM61 19L71 27L70 22L64 19L62 14ZM76 31H80V29L77 28ZM136 43H139V41ZM108 55L115 56L116 53L110 52ZM104 60L105 57L100 56L96 64L99 66ZM241 68L242 64L240 62L215 66L208 76H210L211 80H216L221 73L227 74ZM208 76L203 74L186 75L175 81V83L177 85H192L202 80H207ZM232 78L237 81L234 95L231 97L232 102L225 103L228 97L224 96L223 88L221 87L217 89V95L212 96L207 102L191 101L190 107L181 109L183 119L187 125L194 126L195 131H189L187 135L191 137L197 150L195 154L188 158L187 162V176L189 178L187 193L201 227L199 233L192 234L189 243H201L211 238L209 236L210 230H215L218 232L219 238L227 237L232 244L236 245L251 264H264V214H254L249 210V206L243 203L249 193L240 185L235 184L231 192V195L240 201L238 203H229L227 198L221 199L215 197L213 192L210 189H206L203 183V167L197 155V153H204L215 148L214 137L200 131V129L209 127V125L204 123V117L207 116L209 108L222 117H226L229 112L239 111L241 107L247 111L248 105L244 102L247 98L246 94L249 92L251 93V98L264 102V96L259 95L256 91H252L253 85L248 82L242 85L238 83L241 79L240 76H233ZM36 79H39V77L36 76ZM104 80L109 90V96L114 98L120 106V110L123 111V107L125 105L128 106L129 126L151 128L153 113L162 114L155 102L157 101V97L165 94L163 90L155 89L151 95L141 93L142 98L138 102H123L119 91L125 86L111 73L106 74ZM40 82L45 88L48 87L44 81L41 80ZM261 83L264 85V81ZM221 84L223 85L222 80ZM164 88L167 89L168 85H165ZM178 91L179 88L177 89ZM81 92L83 94L84 89ZM6 95L11 102L13 94L10 88ZM52 100L51 113L45 115L42 119V123L46 125V130L44 131H41L33 122V117L27 109L23 108L19 98L16 99L12 106L19 113L20 118L31 133L47 137V141L51 146V152L55 154L57 162L63 163L65 155L72 156L77 150L84 151L89 141L92 143L96 142L97 135L101 131L99 125L100 113L92 111L90 99L85 106L82 99H77L73 93L67 104L62 101L59 90H57V94L53 96ZM32 107L37 108L34 104ZM138 108L142 110L134 113L133 110ZM37 110L39 111L38 108ZM145 117L152 118L151 122L137 123L139 120H144ZM120 123H124L123 116H121ZM153 182L157 185L163 184L161 178L153 177ZM35 187L36 182L21 179L20 173L13 170L10 176L2 182V186H0V200H3L9 206L16 202H22V196L35 195ZM259 207L264 209V198H262ZM51 210V205H49V211ZM37 215L38 212L33 209L29 219L22 225L21 231L28 228L33 218ZM43 219L47 220V217L45 216ZM37 232H39V229H37Z\"/></svg>",
	"mask_w": 264,
	"mask_h": 264
},
{
	"label": "clouds",
	"instance_id": "4",
	"mask_svg": "<svg viewBox=\"0 0 264 264\" xmlns=\"http://www.w3.org/2000/svg\"><path fill=\"white\" fill-rule=\"evenodd\" d=\"M182 43H187L186 36H180ZM215 51V44L211 40H203L194 44L189 54L196 58L205 71L208 70L209 58ZM115 78L122 84L126 79L125 64L123 58L117 60L113 67ZM119 95L123 102H138V94L135 83L122 87ZM214 95V87L210 82L200 81L192 85H182L178 92L173 96L172 102L180 109L191 106V101L207 102ZM222 116L213 109H208L207 116L204 117V123L209 127L200 129L204 134L214 137L215 148L204 153H197L200 163L203 167V183L206 189L218 190L222 188L227 181H231L233 186L243 180L247 169L242 161L239 151L235 145V138L224 135L219 129L213 128L211 121L220 122ZM171 188V190H169ZM145 195L148 199V207L157 220L163 221L167 225L175 224L181 228H187L192 223V217L189 213L188 193L179 187H172L165 184L157 185L154 182L149 185ZM219 240V237H212Z\"/></svg>",
	"mask_w": 264,
	"mask_h": 264
}]
</instances>
